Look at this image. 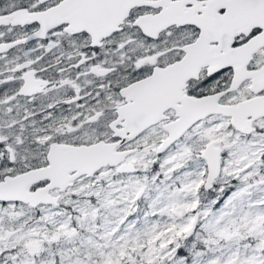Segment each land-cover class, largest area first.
<instances>
[{
    "label": "snow or ice",
    "instance_id": "6c2138e0",
    "mask_svg": "<svg viewBox=\"0 0 264 264\" xmlns=\"http://www.w3.org/2000/svg\"><path fill=\"white\" fill-rule=\"evenodd\" d=\"M0 264H264V0H0Z\"/></svg>",
    "mask_w": 264,
    "mask_h": 264
}]
</instances>
